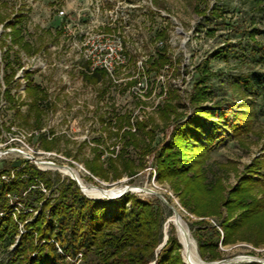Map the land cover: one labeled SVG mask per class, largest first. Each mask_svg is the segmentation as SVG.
I'll use <instances>...</instances> for the list:
<instances>
[{
  "label": "rangeland",
  "instance_id": "rangeland-1",
  "mask_svg": "<svg viewBox=\"0 0 264 264\" xmlns=\"http://www.w3.org/2000/svg\"><path fill=\"white\" fill-rule=\"evenodd\" d=\"M215 7L218 12H212ZM61 9L62 15L58 13ZM17 14L22 15L24 40L35 51L28 52L12 43V29L6 24ZM253 28L260 32L251 35ZM261 45H264V8H258L250 0H156V3L154 0H0V151L13 148L29 152V146L32 149L29 153L37 159L72 166L92 190L96 185L112 188L125 184L153 188L168 197L179 211L198 256L206 263L237 256L262 260L264 239L255 243L253 236L240 231L234 240L226 244L221 241L220 221L237 217L240 208L221 205L212 214L200 216L183 204L171 181L156 177L157 154L171 139L174 122L179 115L182 114L183 121L192 113L189 97L194 79L203 73L204 63L209 71L224 73L220 79L212 77L216 93L201 103L216 109L215 121L220 108L248 111L249 107L243 105L246 98L230 82L234 75L264 71V66L256 62ZM97 49L106 53L93 57ZM114 51L124 56L123 63L113 61ZM156 51L163 56L164 63L160 68H149L146 62ZM92 57L97 65L112 62L116 66L112 73L104 69V76L88 80L86 74L102 69L86 71L85 61ZM6 59L14 67L9 85L4 80ZM29 84L39 87L36 105L43 112L38 125H35V110L29 111L33 98L26 89ZM6 85L13 100L8 101L3 93ZM218 100L223 102L215 108ZM255 108L251 130L240 138L231 136L227 130L225 139L215 144L204 160L206 188L211 191L219 177L222 199L239 183L240 176L247 173L258 180L253 193L261 197L264 190L259 184L264 169H246L255 159L264 158V100L256 99ZM128 131L133 133L134 144L126 142ZM124 134L127 136L121 138ZM94 153L103 167H110L106 181L87 168ZM20 159L50 173L49 177L55 180L50 191L41 187L47 197L56 195L52 190L57 179L70 178L57 169L35 164L15 150L0 156V168L10 167V163ZM115 173L120 174L114 178ZM14 174V169H10L9 175L1 178L10 180ZM129 192L143 198H157L144 191ZM7 196L11 203L17 204L11 209L17 220L22 204L15 202V195ZM184 199L190 202L186 196ZM158 200L161 241L153 249L154 258L168 238L178 239L173 224L165 229L172 210ZM23 211L27 214L17 222L14 242L0 247V262L8 257L22 233L33 230L26 223H33L39 210ZM210 226L218 230V237L210 236ZM33 236L36 238L35 231ZM249 236L252 238L248 239ZM48 241L55 243L60 252L54 239ZM175 252L184 261L182 247ZM67 259L80 264L82 253ZM246 262L253 261L229 264ZM154 263L155 260H150L147 264Z\"/></svg>",
  "mask_w": 264,
  "mask_h": 264
},
{
  "label": "trees",
  "instance_id": "trees-1",
  "mask_svg": "<svg viewBox=\"0 0 264 264\" xmlns=\"http://www.w3.org/2000/svg\"><path fill=\"white\" fill-rule=\"evenodd\" d=\"M250 1L258 8H264V0ZM154 2L156 3V0ZM216 10L217 7L212 12ZM21 19L22 15L17 14L13 21L6 24L12 29V43L28 52L35 51L36 48L24 40ZM259 32L258 29L253 28L250 34ZM260 48L262 51L256 57V62L264 66V45ZM227 57L228 54L225 53L224 58ZM149 58L146 62L149 68L162 67L164 58L159 52L156 51ZM16 59H18L17 55ZM11 64L12 61L6 59L4 80L8 85L11 82L9 77L14 71ZM85 64L88 68V62ZM148 67L146 71L150 73ZM105 73L104 69H95L90 74H86L85 78L96 80V76H104ZM223 74L219 71H209L207 64L204 63L203 73L194 79L193 92L189 97L193 106L192 113L183 121L181 114L174 122L171 139L160 147L157 154L159 166L156 177L158 180L171 181L173 188L180 192L183 204L200 216L212 214L221 205L229 209L240 208L237 217L222 219L219 223L223 244L234 240L235 235L240 231L253 236L254 242L258 243L264 239V190L261 197L253 193L254 184L258 180L249 173L241 175L239 183L231 187L226 197L222 199L219 177H216V182L213 187L211 186L216 193L207 190L204 183L206 176L203 163L209 150L225 139L227 130L235 138H240L242 134L251 130L257 113L256 99L264 100V71L254 70L232 76L230 83L246 98V103L243 105L249 107L248 111L247 109L233 111L230 110L231 107L225 111L220 108L214 121L216 109L212 110L201 103L216 93L215 86L211 82L212 77L220 79ZM8 85L3 93L10 101L13 97L10 95ZM26 89L28 95L33 97L29 111L35 110V125H38L43 112L36 105L40 98L39 87L29 84ZM222 102V100L216 101L215 108H218ZM126 134H129L126 142L134 144V139H131L133 133L128 131ZM126 134L121 138L126 137ZM109 162L108 160L110 165ZM87 168L95 176L107 180L106 174L110 167H103L99 162V156L95 153L92 161L87 163ZM259 168L264 169V158L255 159L246 169L250 171ZM10 169L15 171L13 178L2 179L1 175H9ZM49 174L25 159L15 160L10 163V167L3 165L0 168V247H8L14 242L17 222L23 220L27 214L23 210L26 208H31L32 211L39 210L36 220L33 223H26V226L33 230L20 235L18 243L0 264H74L67 258H73L78 252L82 253L80 264H147L150 260H155L154 264H186L179 253L175 252L182 246L174 237L168 238L166 245L154 258L153 249L161 241V211L157 198H143L131 192L112 199L89 198L82 194L75 181L68 177L62 178L61 181L57 179V186L52 190L56 195L47 197L41 187L49 191L52 189L55 180H52ZM115 174L114 178L120 173ZM259 181L261 188L264 189V172ZM8 194L15 195V202L22 204L17 220L11 214V209L17 207V204L11 203ZM185 196L190 202L185 201ZM200 202L205 205H199ZM247 228H249L248 232L245 231ZM208 229L211 230L210 236L218 237L217 229L211 226ZM33 231L36 232V238L33 236ZM250 236L248 239L252 238ZM51 238L62 252L57 251L55 243L48 241ZM214 242L216 246L217 238Z\"/></svg>",
  "mask_w": 264,
  "mask_h": 264
},
{
  "label": "bare ground",
  "instance_id": "bare-ground-1",
  "mask_svg": "<svg viewBox=\"0 0 264 264\" xmlns=\"http://www.w3.org/2000/svg\"><path fill=\"white\" fill-rule=\"evenodd\" d=\"M2 154H3V152L0 151V156ZM41 166L45 167L44 165H41ZM59 171L64 173V174H67V175L75 174V176L79 180V183L81 185L83 192L89 196L101 198V197H104L105 195L108 196V195L116 194L122 187V186H120V187L105 188V191H102L98 187H96L95 189L92 190L84 184V182L80 179L78 172L74 168L72 171L65 169V168H60ZM132 191L138 192L139 190L136 188H132ZM172 224L176 228L177 237H178V240L182 246V254H183L184 259L190 263H193V264H206V262L203 261L198 256L196 249H195L194 241L191 238L190 233L188 231V228H187L185 222L183 221L180 213L177 217L172 211V214L167 219L165 229H167V227L172 225ZM186 232H187L188 238L186 237ZM248 258H251V257L239 256L236 259H234L233 262L234 261H242V260L248 259ZM262 261L264 262V259H262Z\"/></svg>",
  "mask_w": 264,
  "mask_h": 264
},
{
  "label": "water",
  "instance_id": "water-1",
  "mask_svg": "<svg viewBox=\"0 0 264 264\" xmlns=\"http://www.w3.org/2000/svg\"><path fill=\"white\" fill-rule=\"evenodd\" d=\"M14 150L25 154L29 159H32L35 164L44 165L46 168H53V169H57V170H59L60 168H65V169H68V170H71V171L73 170V167L70 166V165L59 164V163H56V162L51 161V160L37 159L35 156H33V154H30L29 152H26V151H23V150L8 148V149L3 150L1 152L5 153V152H8V151H14ZM69 176H70V178L72 180L75 181L76 185L83 192V190L81 188V185L79 183V180L75 176V174H72V175H69ZM95 187H98L100 190L105 191V188H103V187H99L97 185ZM132 188H136L139 191H144V192H148V193L154 194L158 199H160L163 203H165L173 211V213L178 217V215H179L178 212L179 211L169 202V200L161 192H159L157 190H154L153 188L146 187V186H135V185L125 184L124 186L121 187V189L116 194H112V195H108V196L105 195L104 197H101V198L112 199V198L121 196V195H123L126 192L132 191ZM85 195L87 197H89V198H100V197L89 196L87 194H85ZM186 237L188 238L187 232H186ZM166 238L167 237L164 238V242H165ZM237 257H239V256H237ZM237 257L224 258V259H220V260H217V261L209 262V263H206V264H229V263H234L233 260L236 259ZM245 257H247V256H245ZM248 257H251V258L244 259L242 261H253V262H258L260 264H264V262L261 259H259V258H256V257H253V256H248ZM184 262L186 264H193V263H190V262L186 261L185 259H184Z\"/></svg>",
  "mask_w": 264,
  "mask_h": 264
},
{
  "label": "built area",
  "instance_id": "built-area-1",
  "mask_svg": "<svg viewBox=\"0 0 264 264\" xmlns=\"http://www.w3.org/2000/svg\"><path fill=\"white\" fill-rule=\"evenodd\" d=\"M58 13L60 14V15H62V14H64V10H59L58 11ZM113 52V51H112ZM104 53H106L105 51L104 52H102V51H99L98 49H97V51H96V53L94 54V56L93 57H96L97 56V58H99L100 56H103L104 55ZM92 57V59H90V58H88L85 62H88V68H86V71H92V70H94L95 68H102V69H105L107 72H109V73H112V71L114 70V68H115V66L116 65H114V63H112V62H109L108 64H99V65H97V63L94 61V58ZM114 57H116V60L115 59H113ZM111 58L113 59V61L116 63V64H119V63H123V61H124V56L123 55H119V54H117L116 53V51H114V53L112 54V56H111ZM119 61H118V60ZM90 71V72H91ZM27 148H28V150H29V152H31L32 151V149L29 147V146H27ZM59 251L61 252V249H59Z\"/></svg>",
  "mask_w": 264,
  "mask_h": 264
}]
</instances>
